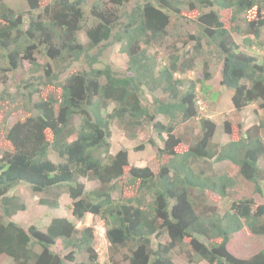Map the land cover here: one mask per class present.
Wrapping results in <instances>:
<instances>
[{"label":"trees","instance_id":"trees-1","mask_svg":"<svg viewBox=\"0 0 264 264\" xmlns=\"http://www.w3.org/2000/svg\"><path fill=\"white\" fill-rule=\"evenodd\" d=\"M90 1L26 0L21 11L0 0V101L9 100L0 123L9 145L0 156V259L101 264L91 227L67 217L45 228L14 221L27 209L25 196L13 193L24 183L42 206L58 209L67 195L75 219L100 218L109 264H264V249L250 257L229 250L235 236L264 240V201L257 202L264 196V114L248 128L242 122L249 106L264 112V61L242 48L264 49V0H101L106 7L88 15L97 2ZM178 23L196 31L176 33ZM166 42L172 51L165 58L150 54ZM117 44L127 68L97 66ZM213 51L222 61L221 85L232 93L235 120L224 122V143L214 141L218 124L198 105L211 61L201 62L202 79L188 78L198 57ZM82 59L88 68L63 78ZM25 62L30 79L12 93V75ZM21 109L24 117L10 123ZM145 124L158 172L131 165L125 147L111 153L115 125L136 140ZM82 179L99 185L88 191ZM125 187L136 194L122 201L115 196Z\"/></svg>","mask_w":264,"mask_h":264},{"label":"rangeland","instance_id":"rangeland-1","mask_svg":"<svg viewBox=\"0 0 264 264\" xmlns=\"http://www.w3.org/2000/svg\"><path fill=\"white\" fill-rule=\"evenodd\" d=\"M96 0H91L90 2L95 3ZM7 4H9L11 7H13L16 10H26L27 9V3L26 0H5ZM100 3V4H99ZM134 5V1H132L128 7L130 10ZM106 6L102 3L101 0H97V2L92 5V3L89 4V6L86 8V12L89 15L91 12L95 10H101L102 8H105ZM94 14V13H93ZM224 20L228 23L229 17L227 14L224 15ZM190 31L191 33H194L196 29L193 26H187L179 24L177 25L175 32L177 33H187ZM81 39L83 42H86V36L85 33H81ZM236 42L242 45L244 38L240 36H235ZM261 41H264V36H262ZM183 44H179V47H181V52L183 53ZM193 42L189 44V46H193ZM168 43L166 42L165 45L161 46L160 48H151L149 50L150 54L153 55L156 52L159 53V57L165 58L168 53L172 50L168 47ZM243 49H248V51L256 55L260 61H264V49L258 48V47H242ZM121 46L120 45H114L109 46L106 51L104 52L102 56V63L97 64V66H103L105 64H109L113 67L115 71L123 72L124 69L127 68V64L129 62V57L126 54L121 53L120 51ZM206 50H208L206 48ZM210 54V55H209ZM208 56H202L198 57L197 63L194 67V70L188 73V78H191V80H200L203 78V72H202V61L204 59H209L211 61L210 65V72H211V79L207 81L208 89L204 92L202 91L200 84L198 85V100H199V111L200 115L203 117H209L212 118L215 122L218 124L217 132L214 137V141L217 143H224L229 140V136L224 132V122L228 119L235 120L233 117H231V111L233 110L232 102H231V96L227 90L223 88L221 85V71H222V61L220 59L219 53L216 51H213L212 53H207ZM40 62H44L43 60H39ZM160 63V61H158ZM160 65V64H159ZM30 64L25 62L24 63V69L18 70L17 72H14L15 74L12 75V80L10 81L12 88L11 92L16 93V87L18 85H22L23 81H27L30 79V74L27 72V69L29 68ZM88 64L87 61L81 60L79 62H75L71 65V67L67 70L66 74L63 76V78L68 75L69 73L87 69ZM4 90L3 86H0V96ZM146 98L148 100L152 99V96H150L149 93L146 94ZM1 99V98H0ZM6 101L1 102L0 106L3 107V109L0 108V123L4 122V118L8 115L7 113V98ZM257 107L255 105L249 106L244 111V115L242 113L243 117V125L245 128H248L252 126L253 124L257 123L261 116H263L264 112L262 110H258L256 112ZM11 115L8 117V121L12 124H14L15 121L19 120L20 118L24 117L25 112L21 110L12 111L10 113ZM164 122L166 121L163 119ZM191 131L195 132L199 127L197 126L196 122L191 123ZM3 131H0V156L2 155V151L5 148H8L9 145L6 143V140L1 135ZM153 135L157 139V134L153 133ZM151 136V135H150ZM149 130L145 126L142 127V131L140 132L138 138L136 140H129L115 125L113 127L112 131V137H111V153H116L119 151L122 147H125L129 150L130 154V161L131 165L134 166H150L153 168L155 172H158L160 167V162L156 157L155 151L153 150L152 146L149 144ZM264 138V133H263ZM158 140V139H157ZM143 145L144 149L140 151H136L135 148ZM50 158L53 161L57 160L56 154L54 152L50 153ZM264 165V161L260 162ZM82 181L85 182L87 190L90 191L96 187H98V183L93 180L89 179H82ZM264 186V183H263ZM124 192L121 194L120 191L116 193V198H121L122 201L127 200L128 198H133V196L136 194L135 189L134 190H126V187L123 188ZM122 190V189H121ZM126 190V191H125ZM248 191V190H247ZM20 193L21 195L25 196V199L27 200V209L25 211H21L17 213V215L14 217V221L24 227H29L32 224L40 225L42 228H45L49 222L54 217H67L73 222L76 223L77 227L80 229H83L85 227H91L94 229L96 233V240L94 243V248L96 249V252L99 255V262L101 264H109L108 258L110 255V249H109V243L106 239V227L102 224V221L100 218H95L94 216L87 214L84 219L77 220L72 215V210L70 208L71 200L67 195H63L60 199V207L58 209H51L47 206H42L38 203V195L35 197L34 195H31L30 188L22 183L19 186H17L13 193ZM264 201L263 197H257V202L261 203ZM226 203H222L221 207L222 209L226 208ZM235 240L231 243L229 246V250L233 252V254L237 255L238 257H250L252 254L259 252L260 250L264 249V240H252L251 238H255L251 235L245 234V240L241 241L239 240V237L235 236ZM238 238V239H237ZM179 264H187L185 261H182L181 258L177 259ZM0 264H13L12 260L10 258L7 259H0ZM199 264H208L206 262H201Z\"/></svg>","mask_w":264,"mask_h":264},{"label":"clouds","instance_id":"clouds-1","mask_svg":"<svg viewBox=\"0 0 264 264\" xmlns=\"http://www.w3.org/2000/svg\"><path fill=\"white\" fill-rule=\"evenodd\" d=\"M230 94H232L230 91H228ZM231 98H232V95H231ZM231 102H232V100H231ZM233 106V105H232ZM91 215V214H90ZM93 216V215H92Z\"/></svg>","mask_w":264,"mask_h":264},{"label":"crops","instance_id":"crops-1","mask_svg":"<svg viewBox=\"0 0 264 264\" xmlns=\"http://www.w3.org/2000/svg\"><path fill=\"white\" fill-rule=\"evenodd\" d=\"M229 94H230V93H229ZM231 95H232V94H230V96H231ZM247 108H248V107H247ZM247 108H246V109H247ZM232 111H233V110H232ZM232 111H231V112H232ZM244 111H245V110H244ZM244 111H243V115H244Z\"/></svg>","mask_w":264,"mask_h":264}]
</instances>
